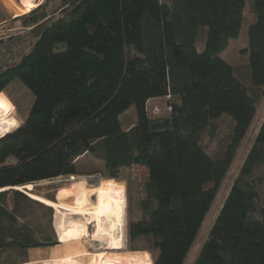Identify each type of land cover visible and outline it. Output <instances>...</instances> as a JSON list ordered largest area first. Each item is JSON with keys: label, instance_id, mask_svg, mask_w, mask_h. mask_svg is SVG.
<instances>
[{"label": "trees", "instance_id": "1", "mask_svg": "<svg viewBox=\"0 0 264 264\" xmlns=\"http://www.w3.org/2000/svg\"><path fill=\"white\" fill-rule=\"evenodd\" d=\"M54 3L11 20L38 35L19 58L0 64L1 97L12 96L18 84L35 95L23 123L10 116L17 127L0 138V253L52 243L25 223L2 225L18 223L21 203H38L16 188L80 175L92 154L104 162L103 183L112 193H123L126 184L117 178L125 169L148 172V208L135 215L131 207L128 234L148 238L153 258L134 253L154 264H186L264 96V0ZM247 8L255 17L242 49L249 54V85L223 56L240 36ZM157 98L173 105L167 115L148 114V101ZM131 106L137 120L123 127ZM224 114L235 123L221 153L212 155L205 136L216 135L215 121ZM256 170H264V120L195 264H264Z\"/></svg>", "mask_w": 264, "mask_h": 264}, {"label": "rangeland", "instance_id": "2", "mask_svg": "<svg viewBox=\"0 0 264 264\" xmlns=\"http://www.w3.org/2000/svg\"><path fill=\"white\" fill-rule=\"evenodd\" d=\"M37 6L41 3H44L48 0H35ZM61 0H55V5L59 4ZM36 7V6H35ZM34 8V7H33ZM28 8H24L22 0H0V38L9 37L18 38L20 37L25 42L22 43L23 46L28 48L31 45V42L38 35V31H31V27L26 31H22V26L13 27L15 24H21L20 21L12 22L11 20L15 17L16 11H25L21 14L26 13ZM32 9V8H30ZM27 10V11H26ZM19 14V15H21ZM255 19L254 15L250 13V10L247 8L245 12V20L243 28L241 30L240 36L237 39H231L229 46L223 52V56L227 59L234 67L235 73L248 85L251 82L250 78V67H249V54L244 52L242 49L248 44V25ZM28 35L27 37L25 35ZM204 40L199 39L197 46L199 49L204 48ZM13 95L10 96L8 93L4 92L2 98L6 101L5 106L0 107L7 117H13V119L18 122L22 121V114L28 113L32 108L33 101L35 98L34 93L25 85L20 86L19 84L13 88ZM10 98L8 97V95ZM1 97V96H0ZM158 100L165 101L164 98ZM12 103L15 104L16 109L12 106ZM123 118V127H129L134 124L137 120V113L134 106L129 107L125 114H122ZM11 120V119H10ZM264 120V96L259 104V109L256 115L255 120L253 121L249 132L241 144L236 158L230 167L227 175L225 176L214 204L206 217L204 224L201 228L198 238L193 243V246L189 252L188 260L186 264H195L197 257L202 249L204 241L208 238L212 225L221 209L222 204L224 203L245 159L246 156L252 147L256 136L258 134L259 128ZM13 122V121H12ZM218 124L217 133L215 136L210 138L209 135L205 136V140L209 141V150L212 155H217L223 150L221 141L226 136L230 128L234 125L235 119L229 115L224 114L222 117L216 119L215 121ZM14 123V122H13ZM16 126V124L14 123ZM17 127V126H16ZM104 162L92 154H87L80 167V175H64L59 176L53 179L41 180L38 183H32L28 185L30 192H34L35 188L38 187V192L42 196L51 198L56 201H64L67 197V190L70 186L76 185L79 182L77 179L79 177H84L87 180L91 187L92 193V202L98 203L102 200V197L107 190L111 191L109 186H106L103 182L105 177L102 173L104 168ZM124 176H121V181L125 182L126 187H123V193L127 197V213H126V227H125V237L122 238H113L112 242L107 244V255L106 260L110 263L109 257L112 255L116 256L118 263L121 264H151L153 260L151 258H144L134 253V250L144 252L148 255H152V252L147 248L150 246L148 238L141 237L135 240H130L129 238V222L131 219V207L134 209V214L137 215L139 210H147L148 201L146 194V183L148 181V172L145 168L140 166H134L132 169H125ZM254 176L257 179V188L259 192V202L261 205H264V170H256ZM77 178V179H76ZM75 179V180H69ZM69 180V181H68ZM33 198V197H32ZM36 199V198H35ZM26 203L23 202L19 205L21 210L20 216L17 217V222L12 225L10 221L7 220L2 222V225L5 228L11 229L13 226L18 227L19 224L29 225L35 232V235L39 238L41 242H52L49 245L32 247L27 250V252L22 253L19 250H9L0 253V264H20L28 261H38L36 259L50 258L54 255L52 251L56 246L62 245V238L58 237L55 220H56V210L49 204L40 201ZM141 201V204L140 202ZM92 224V223H91ZM84 227V223H82ZM91 235L90 238V248L91 249H103L106 246L104 243L97 241L93 237L94 227L91 226ZM116 240V241H115ZM119 241V242H118ZM58 243V244H57ZM64 243V242H63ZM118 243V246H117ZM48 244V243H47ZM92 244V246H91ZM112 244V245H111ZM120 244V245H119ZM125 245V246H123ZM95 246V247H93ZM123 246V247H122ZM93 247V248H92ZM120 248V249H119ZM112 254V255H111ZM13 262V263H11ZM114 262V261H113ZM154 264V262H153Z\"/></svg>", "mask_w": 264, "mask_h": 264}, {"label": "bare ground", "instance_id": "3", "mask_svg": "<svg viewBox=\"0 0 264 264\" xmlns=\"http://www.w3.org/2000/svg\"><path fill=\"white\" fill-rule=\"evenodd\" d=\"M22 4L25 9L28 8L27 10L37 6L35 0H22ZM22 12L25 11H16L14 16H18ZM15 129L16 126L12 120L0 108V137ZM77 181L78 184L70 186L66 191L67 197L62 202L28 191L31 197L55 208L56 231L58 237L62 238L66 251L50 258L20 264H121L109 263L106 260V252L109 246L107 244H110L113 238L123 239L126 236L127 197L124 194L112 193L106 189L102 200L93 203L91 187L87 180L84 177H79ZM19 188L25 190V188ZM82 223H84V227ZM91 226L94 227L93 237L106 245L103 249L90 248Z\"/></svg>", "mask_w": 264, "mask_h": 264}, {"label": "built area", "instance_id": "4", "mask_svg": "<svg viewBox=\"0 0 264 264\" xmlns=\"http://www.w3.org/2000/svg\"><path fill=\"white\" fill-rule=\"evenodd\" d=\"M8 38H0V64H6L12 59L19 58L28 50V45L23 46L22 43L25 41L20 37ZM164 99L165 101L158 99L148 101L147 111L150 116L167 115L173 109V105L166 98Z\"/></svg>", "mask_w": 264, "mask_h": 264}, {"label": "crops", "instance_id": "5", "mask_svg": "<svg viewBox=\"0 0 264 264\" xmlns=\"http://www.w3.org/2000/svg\"><path fill=\"white\" fill-rule=\"evenodd\" d=\"M5 92V91H4ZM65 246V244L62 242V245L61 246H56L55 248H54V255H60V254H62V252H64V251H66V246ZM58 250V251H57ZM59 250H60V252H59ZM55 253H57V254H55ZM36 260H39V259H36Z\"/></svg>", "mask_w": 264, "mask_h": 264}, {"label": "water", "instance_id": "6", "mask_svg": "<svg viewBox=\"0 0 264 264\" xmlns=\"http://www.w3.org/2000/svg\"><path fill=\"white\" fill-rule=\"evenodd\" d=\"M39 182V181H38ZM26 187H25V190L24 189H22V191L23 192H25L26 194H28L29 196H30V194L28 193V191L27 190H30L29 188H28V186H27V184H24ZM12 188H14V187H12ZM19 189V188H18ZM20 190H21V188H20ZM34 192H38V187L37 188H35V190H33Z\"/></svg>", "mask_w": 264, "mask_h": 264}, {"label": "snow or ice", "instance_id": "7", "mask_svg": "<svg viewBox=\"0 0 264 264\" xmlns=\"http://www.w3.org/2000/svg\"><path fill=\"white\" fill-rule=\"evenodd\" d=\"M5 104H6V101L2 97H0V107L5 106Z\"/></svg>", "mask_w": 264, "mask_h": 264}]
</instances>
